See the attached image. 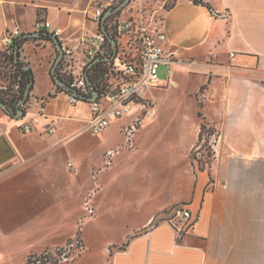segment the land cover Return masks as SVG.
Returning a JSON list of instances; mask_svg holds the SVG:
<instances>
[{
	"label": "crops",
	"instance_id": "0c3cea01",
	"mask_svg": "<svg viewBox=\"0 0 264 264\" xmlns=\"http://www.w3.org/2000/svg\"><path fill=\"white\" fill-rule=\"evenodd\" d=\"M205 1L214 12L193 0L165 11L162 45L175 58L168 77L146 91V113L138 109L99 134L85 129L88 102L56 93L55 43L23 45L32 106L26 119L0 107V264L67 246L79 230V256L43 264H264V0ZM31 3L0 0V36L33 30L40 7L52 25L66 27L61 39L73 46L97 29L67 6ZM40 98L45 111L36 117ZM203 120L218 136L209 169L197 171L191 154ZM48 124L54 133L45 132ZM180 203L193 220L181 235L159 217Z\"/></svg>",
	"mask_w": 264,
	"mask_h": 264
},
{
	"label": "built area",
	"instance_id": "2783aa9c",
	"mask_svg": "<svg viewBox=\"0 0 264 264\" xmlns=\"http://www.w3.org/2000/svg\"><path fill=\"white\" fill-rule=\"evenodd\" d=\"M122 0H100L92 6V9L86 10V19L92 21L97 26L93 36H86L81 39L78 45L73 46L68 40H62L61 36L66 29L61 26H54L47 18H41L36 22V29H48L59 38L64 57L61 60L59 71L69 80L71 92L63 93L70 103L86 101L91 108V118L86 122L85 129L92 133L99 134L103 132L110 124L123 116L147 108L144 99L146 91L151 87H157L162 84V78L159 74L161 65L171 67L175 58L173 53H168L164 49L162 42L166 40L167 35L161 25L150 27L135 11L131 12L133 5L131 0L129 5L121 10V15L117 13L112 15L106 21V29L115 38L117 51L113 52V45L109 41L101 27V19L110 8L118 6ZM126 16L123 18L124 10ZM19 27L8 29L0 36V48L10 54L14 45V39L21 34ZM111 45H109V43ZM84 46L81 51L83 54V65L79 71H75L77 60V49ZM23 48V47H22ZM101 57H104L105 64L103 69L95 76V81L87 79L88 68L92 67ZM109 57V58H108ZM169 69V73H170ZM94 74V72H91ZM20 90V74L15 71L11 62H4L0 65V97L9 100ZM77 91L85 94L80 96ZM97 95L92 98L94 93ZM38 109L35 112L36 117L43 116L45 111L46 99H36ZM32 106L29 99L21 105L24 110V119L28 115V110ZM34 121L38 118L32 117ZM139 119V118H138ZM32 123L26 120L23 125V131L30 132ZM57 127L55 124H48L45 132L54 133ZM137 129V122L126 128L128 140ZM86 209L93 213L94 209L89 202H86ZM160 219L174 225L180 235L185 228L193 225L192 211L184 204L180 203L171 209L162 212ZM63 252L62 260H73L84 249L81 239L77 236L70 241Z\"/></svg>",
	"mask_w": 264,
	"mask_h": 264
},
{
	"label": "rangeland",
	"instance_id": "374dc122",
	"mask_svg": "<svg viewBox=\"0 0 264 264\" xmlns=\"http://www.w3.org/2000/svg\"><path fill=\"white\" fill-rule=\"evenodd\" d=\"M21 1L22 0H2V3L6 4V6H7V4H9L11 6L12 5L16 6L20 3V7H22ZM24 1L29 2L30 5H32V3H31L32 0H24ZM33 1H42L44 4L57 5L59 7L67 6L70 8L69 9L70 12H74L75 14L81 15L84 20H86L85 11L87 9H92L91 6L95 4V0H33ZM177 1L178 0H134V2H132V4L136 5V2H137L138 5L132 6L130 8V10H131V12L135 11L134 13H137V15L140 18H142L146 23H148V25L150 27H153L154 25H161L162 24V20H163L165 11L167 10V8L172 3L177 2ZM11 6L7 7L8 11L6 12V15L9 18H12V16H14L16 13L15 10L11 9ZM126 11L127 10L125 9L124 13L122 14L123 18L126 16ZM46 12H47L46 8L40 7L37 10L38 15H37L36 21H38L41 18H46ZM121 13L122 12H118L117 15L120 16ZM87 23H89V21H87ZM35 28H36V23H34V26L31 28L33 30H30L27 33L38 31ZM64 28H66V27H64ZM29 41H27V44H28V42L31 43L32 47H34L33 44H35V43H37L39 45L44 43V41H39V40L36 42V40L33 38ZM45 50H46V48L41 49V52L39 54H37V57H40L41 56L40 54ZM34 52H35V50L33 51V53ZM2 53H4V51L0 48V59L3 60ZM57 56H58V52H56V54H55L54 61L57 58ZM0 64H3V62L1 60H0ZM52 65H53V63H52ZM169 69L171 70L172 68L168 67L166 65H161V67L159 69V74H160V77L162 78V80L168 77ZM179 72L180 73H178V76H179V78H182L184 76L183 74H185V68L181 67ZM207 86H208L207 84L204 85L202 87L201 91L203 92L207 88ZM162 96H163V94H161V93L159 95H157L158 100H161ZM144 102L147 106V108L145 109V113H146L147 109L150 107L152 102L148 99H144ZM199 104H200V102H199ZM181 105L186 106L184 103ZM202 106H204L203 102H202ZM200 112L202 113L201 117L204 118L203 111L200 110ZM203 121H205L207 123V125L214 127L213 125L208 123V121H206V120H203ZM217 136H218L217 132H215V134H213V133L211 134L209 130H205L202 140L198 141L197 144L195 145V147L193 148L191 158H192V162H193L197 171H203V170L206 171L209 169L211 162L214 160V156H215L214 144H215V138ZM52 252H53V254H52L53 256H57L60 258L61 257L63 258V256H64V253L59 255L55 251H52Z\"/></svg>",
	"mask_w": 264,
	"mask_h": 264
},
{
	"label": "trees",
	"instance_id": "16d2710c",
	"mask_svg": "<svg viewBox=\"0 0 264 264\" xmlns=\"http://www.w3.org/2000/svg\"><path fill=\"white\" fill-rule=\"evenodd\" d=\"M193 2L196 3V4L204 5V6L208 7L210 10L213 11V7L211 6V4L206 2L205 0H193ZM175 4H176V2L172 3L167 8V10L172 8ZM39 31H41L42 34H41V36H38V37H25V34H28V33L22 32L18 37H16L14 39V45L12 47L11 53L10 54H7L6 52L2 53L3 60L0 59L3 63L4 62L13 63V65L15 67V71H17L18 74H20V90H19V93L14 94V96L11 97L9 100L8 99L5 100V99L0 97V99L7 104L8 108L10 110L9 113L12 114V115H16V112L18 110V103L24 97V93H25L26 87H27L28 83L31 81V79H33V84H34L33 71H32V69L30 67H28V64L25 61H23L21 59H18V60L16 59V57H15L16 48H18L19 55H20V50L22 49L23 45L27 41L31 40L32 38L35 39L36 41H38V40L39 41H44V42H48L49 41V42L54 43V39H53L54 34L52 32H50L48 29H41ZM109 45H111V43H109ZM113 50H114V47H113ZM113 54H114V51L110 53V55H112V56H113ZM103 58L104 57H101L95 64L92 65V67L88 68V74H87L88 80H90L92 82L95 81V79H96L95 76H97L98 72L103 69V66H104V64L106 62L105 59H103ZM60 65H61V61H60V63L58 64V66L56 68V73L58 74V76L62 80H64L66 82V84L68 86V89H64L60 85L56 84L54 79H53L52 72H51L53 82H54V84L56 86V93H70L71 92L70 85H69L70 80L65 75L60 73V71H59ZM91 72H94V74H92ZM32 88H33V85H32ZM77 92H78V94L80 96H85L84 93H82L80 91H77ZM199 105L202 106V102L201 101H200ZM199 115L202 116V113L200 111H199ZM205 130H209L211 134L212 133L215 134V132L218 133V131L214 127H212L210 125H207V123L205 121H203L202 124H201V131H200L199 141L202 140ZM184 204L187 206V203H184ZM77 235L81 239L80 230L78 231ZM65 250H66V247L64 246V247L57 248L55 250V252L60 255ZM52 254H53V252L51 250H47L44 253H42L41 255L31 254L29 256V258H28V261L25 264H43V263H46V262H59V261L62 260V257L60 258V257H57V256H53Z\"/></svg>",
	"mask_w": 264,
	"mask_h": 264
},
{
	"label": "water",
	"instance_id": "95a60500",
	"mask_svg": "<svg viewBox=\"0 0 264 264\" xmlns=\"http://www.w3.org/2000/svg\"><path fill=\"white\" fill-rule=\"evenodd\" d=\"M130 1L131 0H123L115 8H110V9L106 10V12L104 13V15H103V17L101 19L102 30L106 34V36L108 37L109 41L112 43V45L114 47V54L113 55H115V53L117 51V43H116L115 38H113L110 35V33L108 32V30L106 29V21L112 15H114V14L120 12L121 10H123L124 8H126L129 5ZM41 34H42L41 31H34V32H31V33L25 34V37H38V36H41ZM53 39H54V43H55V45L57 47V52H58V56H57L53 66L51 68L53 79H54L56 84L60 85L64 89H68V86H67L66 82L64 80H62L58 76V74L56 73V68H57L58 64L60 63V61L64 57V51L62 49V45H61V42H60L59 38L54 35ZM15 57H16L17 60L19 59V50H18V48H16ZM86 77L88 79L87 75H86ZM32 85H33V79H31V81L28 83V85L26 87V90H25V93H24V97L18 103V110H17L16 115H15L17 118H19V117L24 115V110L21 108V105H23L29 99L30 92H31V89H32ZM96 95H97V93L95 92L93 94L92 98H94ZM0 107L2 109H4L5 111H7L8 113L10 112L7 104L4 101H2L1 99H0Z\"/></svg>",
	"mask_w": 264,
	"mask_h": 264
}]
</instances>
